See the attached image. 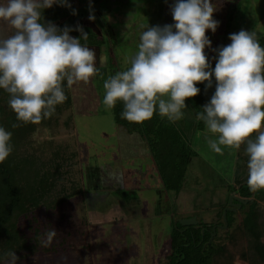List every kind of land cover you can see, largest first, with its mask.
I'll list each match as a JSON object with an SVG mask.
<instances>
[{
  "label": "rangeland",
  "instance_id": "rangeland-1",
  "mask_svg": "<svg viewBox=\"0 0 264 264\" xmlns=\"http://www.w3.org/2000/svg\"><path fill=\"white\" fill-rule=\"evenodd\" d=\"M77 1L85 2V6L78 7ZM77 1L73 0V6L78 13L88 14L89 0ZM111 1L114 4L110 3V8L99 7L108 10L106 27L113 28L114 33L109 30L103 37L96 35L100 42L112 43L113 47L109 48L114 49V53L109 54L107 50L109 61L106 62V57L101 60L103 66H110L107 72L114 74L130 66V59L138 49L142 25L174 21L169 12L173 0H142L141 6L134 0ZM101 2L104 0H91L94 21L99 27L105 22L94 9ZM214 3L218 10L213 16L221 23L215 33L206 31L210 39L221 40L226 16H230V33L241 28L264 31V0H214ZM90 27L97 32L95 27ZM217 46V40L212 42L213 48ZM205 52L215 56L207 48ZM211 62L215 63L214 59ZM91 81L94 85L95 77L90 78ZM99 90L104 92L102 88ZM100 97L103 101V95ZM74 111L70 101L56 106L55 114L34 123L30 140L14 151L18 156L21 152L30 155L26 171L18 176L21 186H36L42 177L41 185L46 188L43 200L37 202V208H33L29 217L17 218L19 231L24 235L31 234L36 226L43 230V235L32 249L15 253L16 264H167L173 220L194 217L196 222L192 225L222 224L221 209L231 206L226 205L227 198L229 200L231 194L239 196L230 191L238 192L237 185L247 183V157L241 155L243 149L221 146L222 155L213 152L207 143L212 136L205 134L199 124L197 131L193 130L187 138H190L192 156L185 166L180 191L175 194L173 186L166 191L156 174L148 140L140 139L124 153L125 157L117 159L115 148L105 146L116 138L119 128L116 117L109 112L76 115ZM152 118L158 122L164 120L158 114ZM163 124L169 126L165 120ZM139 127L134 128L139 131ZM179 136L178 141L185 140L184 136ZM21 158L20 155L19 161ZM116 159L119 173L116 170L114 174L115 166L111 161ZM257 203L259 222L253 230H257V239H253L248 224L243 223L249 203L227 214L228 219H233L229 227H217L213 239L224 244L230 239L226 251L234 254L232 264H264V255L261 258L259 253H264V199H258ZM237 225L244 233L237 231L238 244L232 245L233 237L226 234L233 232ZM52 228L56 229V236L45 246L46 233ZM0 264L14 262L9 258Z\"/></svg>",
  "mask_w": 264,
  "mask_h": 264
},
{
  "label": "clouds",
  "instance_id": "clouds-1",
  "mask_svg": "<svg viewBox=\"0 0 264 264\" xmlns=\"http://www.w3.org/2000/svg\"><path fill=\"white\" fill-rule=\"evenodd\" d=\"M134 3L141 6L142 0ZM54 5L78 14L71 0H0V23L11 26L8 34L0 33V89L24 123L50 118L67 99L65 82L71 86L103 78L95 50L81 43L88 39L83 25L61 27L42 18V10ZM169 7L174 22L142 25L130 66L103 80V105L111 109L121 101V117L130 122L142 123L154 114L176 121L188 113L186 98L201 92L197 83L207 90L214 78V92L195 114L215 137L208 138V146L222 155L221 146L239 150L243 145L248 187L264 189V46L259 34L241 28L229 33L230 43L213 48L206 31L215 33L221 23L213 16L218 10L214 0H173ZM88 19H95L91 0ZM11 138L12 132L0 125V163L13 151ZM55 236V228L48 230L44 245ZM8 255L16 264L15 252Z\"/></svg>",
  "mask_w": 264,
  "mask_h": 264
},
{
  "label": "trees",
  "instance_id": "trees-1",
  "mask_svg": "<svg viewBox=\"0 0 264 264\" xmlns=\"http://www.w3.org/2000/svg\"><path fill=\"white\" fill-rule=\"evenodd\" d=\"M100 1L101 0H98V2ZM71 4L73 6V0H71ZM104 4L105 0L104 2L99 3V5L98 3L95 4V6L98 5V8L100 9L97 14L100 15L101 13L100 17L102 18L103 15L99 6L105 7ZM77 6L83 8L85 6V2L82 3L80 1H77ZM98 8L95 7L94 11ZM86 15H89V13L86 14L84 12H81L77 15H72L71 9L56 5L51 8L42 10V18H44L45 21H52L61 27H63L65 24L75 25L77 22L83 24L84 30L88 32V39H81V43L87 44L88 46H96L94 50L97 51L100 58H105L108 55L107 50H109V54L114 53V49L109 48L113 47L112 43H109V45H107L105 42H100L98 40V36L96 35L98 33L92 31V28L90 27L92 26L97 28L98 32H101L99 35L103 37L105 31L109 32V30H111L110 28L106 27V18L101 20L104 21L105 24L100 27L97 26L94 19H88V24L90 25L89 26L88 24L84 23L85 19L87 18L85 17ZM229 19L230 16H226V21H224V27L221 28L223 32L220 37L221 40H218L216 37L211 39L212 42L217 40L218 46L226 45L229 43V33L231 24L229 23ZM10 30V25H7L6 23H0V33L6 35ZM256 32L259 34V41L261 45L264 46V31ZM70 34L73 36H79V32L76 31H73ZM107 61H109V58L107 59L106 57V62ZM212 66L214 67L215 63H213ZM103 67H105V75L103 76V78H101L99 75L95 76L94 83V85L96 83H101L102 88L103 80L113 74L112 71H110L111 73L107 72V69L110 68V66L105 65ZM91 83L83 81L81 85H78V88L82 87L83 89H86V87H92L93 81H91ZM75 84L76 83L71 86H67L65 82V93L67 99L64 101V103L70 101L72 108L75 110L74 113L76 115H89L91 114V111L95 114H97V112H109L116 117V123H118L119 126V135L123 134V132L120 130L121 127H124L126 129H135L134 127H139L140 125H143L142 127L138 128L140 129L139 131H136H138L142 136L141 139L143 138L148 140L147 144H149L150 147V154L153 157V162L156 166V171L161 179L163 188L166 191H169L172 189L173 186L175 194H177L180 191V185L182 184L184 178L183 172L185 166L191 160L190 157L192 156V149L190 148L189 143L185 142V140H177V137L181 136H179L180 134L176 129H173L172 126H170L171 122L167 118H164L165 124L169 125L164 127V120L158 122L153 118H151L150 125L127 121L126 119H123L121 117V112L123 110V103L121 101H118L113 108L108 109L103 105L100 97V100L98 99L99 105H93V101H91L90 98L92 94H84L82 91L79 92L78 90L74 89ZM197 86L201 88V92L194 97L186 98V101L190 104L195 113L203 111L202 106L209 100L210 96L214 92V78L213 87L208 88L207 90H205L204 83L198 82ZM96 91L101 96L104 95L103 91ZM8 100V93L0 89V125L5 126L8 130L12 132L11 143L13 144L12 153L3 163H0V263L4 260L11 258L8 255L9 252L16 253L19 252L20 249L30 250L33 248V246H36V244L39 243V239L43 235V230L39 226H36L34 227V230L31 234L24 235L21 231H19L20 220L17 218L21 217L25 219L29 217V214L33 211V208H37V202H41V200H43V193L46 189L41 185L43 180L42 177L37 180L36 186L23 187L18 182V176L22 175V171H26L24 168L27 166L26 164L29 163L28 157L30 155L28 154V152H21L20 155L22 158L19 161L20 155L18 156V153L15 154L14 151L18 150L19 146L23 147L25 143L30 140L35 128L34 123H24L17 120L16 113L8 105ZM59 105H57V107H59ZM199 124H202L204 128V122L202 120L197 119V126ZM113 141L108 142L109 144H106L105 146H112ZM22 149L25 150V148ZM242 149L243 147H241L239 150ZM127 150V148L121 147L120 150H118L119 153L117 154V159L122 158L121 155L124 154ZM117 159L115 161L112 160L113 162L111 161V163L115 166L114 174H116V170L117 173H119L116 166ZM237 188H240L238 192L233 189L232 191H230V194L231 192L237 193L240 197L248 199L246 203H249L250 207L249 210L244 214L243 223L248 224L247 227H249V231L253 235V239H257V230L253 231L255 227L257 228V224L259 222V215L256 206L258 204V199H264V189L252 192L250 191L247 183L245 185H242V183H240L237 185ZM232 202L236 203V200L232 199ZM226 203V205L230 206L228 198ZM235 205L236 209H238L239 207L242 208L243 206L242 204L238 205L237 203ZM223 210H226V212L225 216L222 217ZM234 211L235 210L233 209H228L227 206L222 208L219 214V216L221 217L220 223L222 224H211L208 227H202L203 225L198 226L192 224L182 225L180 224L178 219L173 220L169 231L170 252L167 255V264H232L234 254L226 251V244L230 242V239L226 244H224L223 242L216 243L213 237L217 234V227H224V225L226 227L230 226L233 219L232 217L228 219L227 214L234 213ZM237 231L242 234L244 233V230L240 228V225H237L234 228L233 232L227 231L228 233L226 235L230 238L231 236L233 237L232 245L238 244L236 239ZM209 238H211L210 242H208ZM259 253L262 258L264 253ZM240 256H244L243 251H241Z\"/></svg>",
  "mask_w": 264,
  "mask_h": 264
},
{
  "label": "crops",
  "instance_id": "crops-1",
  "mask_svg": "<svg viewBox=\"0 0 264 264\" xmlns=\"http://www.w3.org/2000/svg\"><path fill=\"white\" fill-rule=\"evenodd\" d=\"M112 3V2H111ZM114 4V3H113ZM104 9V8H103ZM103 9H101V11H104ZM106 9H108L107 7H106ZM100 9L98 8L97 10H95V12H97L98 13V11H99ZM167 11H169V10H167ZM170 12V11H169ZM168 12V13H169ZM113 14V13H112ZM100 15H101V13H100ZM99 15V16H100ZM103 15V14H102ZM108 18H109V14H108V16H107ZM88 18V17H87ZM86 18V19H87ZM112 18H114V16L112 15ZM168 18H171V17H168ZM111 21V20H110ZM111 29V31L114 33V31H113V28H110ZM95 30L97 31V33H101V32H98V30H97V28H95ZM90 48H92V49H94V48H96V46H89ZM97 52V51H96ZM103 62H101V64H99L100 65V68H101V70H102V68H103ZM102 73H103V76L105 75V71H104V69L102 70ZM87 83L89 82V81H86ZM83 83V81H78V82H76V84L75 85H81ZM92 95H91V101H93V105L95 104V105H99V100H100V95H98L99 93H97V92H95L94 90L92 91V93H91ZM97 99V100H96ZM99 99V100H98ZM94 100H95V102H94ZM186 102V104H187V106H188V108H187V111H188V113H186V115H185V117L184 118H182V119H180V120H176V121H171V120H169L170 122H171V125L170 126H172V128L173 129H176L178 132H179V134L180 135H182V137L184 136V138H185V142H187L188 143V140L190 139H188L187 140V138H188V136L189 135H192L191 134V132H193V130H195V131H197V129H198V126H197V118L195 117V112H194V110H193V108L190 106V104L187 102V101H185ZM150 121H151V119L150 120H145L144 121V123L145 122H147V124H145V125H150ZM168 129V128H167ZM202 129H204L206 132H205V134H207L208 136H214L212 133H210L209 131H208V129L206 128V126L204 125V128H202ZM120 130L123 132V134L122 135H119V132H118V134H116L117 136H116V138H115V140L112 142L113 144H112V147L113 148H115V153L116 154H118L119 152H118V150H120V148L121 147H125V148H127L128 150L131 148V146H133L134 144H136V143H139V140L141 139V135H140V133L138 132V131H136V129H131V128H129V129H126V128H124V127H121L120 128ZM127 130V131H126ZM187 133H188V135H187ZM187 135V136H186ZM194 136V135H193ZM192 137V136H191ZM148 143V142H147ZM148 146H149V144H147ZM223 151H224V149H223ZM242 151V150H241ZM122 157H125V155L124 154H122L121 155ZM191 161V160H190ZM152 164H153V162H151ZM241 173V172H240ZM154 174V173H153ZM157 174V173H156Z\"/></svg>",
  "mask_w": 264,
  "mask_h": 264
},
{
  "label": "flooded vegetation",
  "instance_id": "flooded-vegetation-1",
  "mask_svg": "<svg viewBox=\"0 0 264 264\" xmlns=\"http://www.w3.org/2000/svg\"><path fill=\"white\" fill-rule=\"evenodd\" d=\"M112 1L110 0H106L105 1V7H107L108 6V8H110V3H111ZM113 3V2H112ZM102 14H103V18L102 19H105L106 18V20H108V10H105V11H103L102 12ZM110 20V19H109ZM84 23L85 24H88V18L87 19H85V21H84ZM89 25V24H88ZM99 34V33H98ZM96 52V51H95ZM96 56H97V62L99 63V64H101V62H102V60H101V58H100V56L98 55V53L96 52ZM105 67H103L102 68V70L104 69ZM102 70H101V72H102ZM99 80H100V78H99ZM96 86H97V88H96ZM79 86L78 85H74V89H76V90H78L79 92H83L84 94H86V93H92V91L94 90L95 92H97L96 90H99V89H101L102 87H101V83L99 84V83H96L95 85H93L92 87H86V89H83L82 87H80V88H78ZM103 89V88H102ZM98 95H100V94H98ZM236 203L235 202H232V203H230V207H228V209H230V210H234L235 208H236V205H235ZM234 207V208H233Z\"/></svg>",
  "mask_w": 264,
  "mask_h": 264
},
{
  "label": "water",
  "instance_id": "water-1",
  "mask_svg": "<svg viewBox=\"0 0 264 264\" xmlns=\"http://www.w3.org/2000/svg\"><path fill=\"white\" fill-rule=\"evenodd\" d=\"M232 199H234V200H236V203L238 204V205H241V204H243V203H246L247 201H248V199L247 198H242V197H240V196H236V195H230L229 196V203H232ZM250 200H252V199H250ZM225 212H226V210H223V216H225ZM179 222H180V224H182V225H188V224H193V223H195L196 222V219L194 218V217H190V218H186V219H181V220H179Z\"/></svg>",
  "mask_w": 264,
  "mask_h": 264
}]
</instances>
